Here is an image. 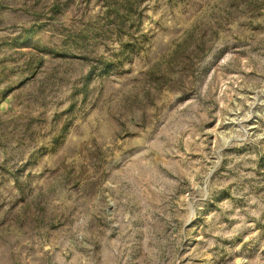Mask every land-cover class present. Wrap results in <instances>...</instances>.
Returning a JSON list of instances; mask_svg holds the SVG:
<instances>
[{
  "label": "rangeland",
  "instance_id": "374dc122",
  "mask_svg": "<svg viewBox=\"0 0 264 264\" xmlns=\"http://www.w3.org/2000/svg\"><path fill=\"white\" fill-rule=\"evenodd\" d=\"M0 264H264V0H0Z\"/></svg>",
  "mask_w": 264,
  "mask_h": 264
}]
</instances>
